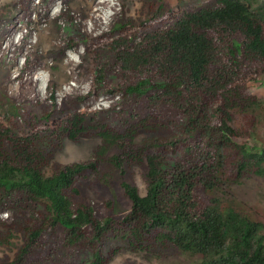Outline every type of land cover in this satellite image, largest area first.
<instances>
[{
	"label": "trees",
	"instance_id": "obj_1",
	"mask_svg": "<svg viewBox=\"0 0 264 264\" xmlns=\"http://www.w3.org/2000/svg\"><path fill=\"white\" fill-rule=\"evenodd\" d=\"M13 1L27 10L29 0ZM53 1L38 5L47 10ZM135 1L140 15L125 6L107 31L89 37L71 1L60 0L65 9L55 20L63 24V45L46 57L59 63L82 45L92 78L86 95L59 105L16 104L1 92L8 107L0 115V213L11 212V221L0 220V246L16 235L21 244L0 264H71L75 256L106 264L123 249L174 250L196 258L192 264H264L261 224L221 194L224 186L264 175V147H248L261 109L249 83L264 75V2L174 8L170 0ZM24 69L32 67L26 62ZM104 94L119 95L120 108H81L88 96ZM90 138L100 141L92 159L53 163L65 140ZM133 168L144 172L143 196L126 179ZM89 176L119 180L129 202L123 217L108 213L112 198L103 203V218L82 200ZM108 237L123 246L106 250Z\"/></svg>",
	"mask_w": 264,
	"mask_h": 264
},
{
	"label": "rangeland",
	"instance_id": "obj_2",
	"mask_svg": "<svg viewBox=\"0 0 264 264\" xmlns=\"http://www.w3.org/2000/svg\"><path fill=\"white\" fill-rule=\"evenodd\" d=\"M70 1L68 8L71 14L79 24L81 31L89 37L107 31L125 6L126 9L129 8L130 16L137 17L142 12L141 5L135 0H116L117 4L112 11L107 8L106 2L98 5L100 0ZM206 1L209 0H170V4L177 8L178 6L184 7L190 2ZM261 1L264 2V0ZM38 2L39 0H29L27 10L24 12L18 10V5L14 4L13 0H0V35L3 29H6L5 34L0 36V115H3L8 107V104L1 98L2 91L16 104L38 101L48 102V104L54 102L59 105L62 99L84 96L90 89L92 81L88 74L90 64L89 61L84 60L82 45H79L77 49L67 50L63 60L59 63L46 57V52L59 49L63 45L61 38V32L64 31L63 24L55 18L65 8L60 0L50 3L47 10L39 7ZM29 13H31V18L28 20ZM8 17L12 19V23L5 25ZM35 60L39 62L36 63ZM26 62L29 63V67H32L30 72L24 69ZM249 88L259 101L261 109L258 111L255 136L248 141V147L260 150L264 147V109L262 110L264 108V75L258 76L249 83ZM115 96L119 95L104 94L98 100H93V96H88L81 103V108L96 107L98 103H101L106 109L114 107L117 110L120 104ZM101 104H99L100 107H102ZM99 143L97 138L84 139L79 144L65 140L63 149L55 154L53 163L64 165L86 162L93 158ZM51 169L52 167L47 168L45 174L49 175ZM126 179L137 188L141 196L144 195L145 181L142 169H131ZM227 187L224 186L221 193L224 202L250 220L260 223L261 234L264 236V175L260 177L250 175L237 184ZM80 189L82 200L91 204L100 218L106 214L107 210L103 203L109 198L114 199V202L112 210H108V213L121 218L129 210V202L122 195L117 178L110 180L104 177L89 176L87 181L81 184ZM78 201L79 199H75L73 203L76 204ZM0 220L10 222L11 212L0 213ZM20 244L21 240L16 235L9 245L0 246V257L8 256L11 259ZM105 245L108 250L118 246L122 247L123 243L108 237ZM112 256L106 264H192L196 260V258L174 250L160 255H146L123 249ZM72 258L71 264H83L81 256Z\"/></svg>",
	"mask_w": 264,
	"mask_h": 264
},
{
	"label": "bare ground",
	"instance_id": "obj_3",
	"mask_svg": "<svg viewBox=\"0 0 264 264\" xmlns=\"http://www.w3.org/2000/svg\"><path fill=\"white\" fill-rule=\"evenodd\" d=\"M107 3V8L108 9H110V11H112V9H115V6H116V0L115 1H113V0H100L99 2H98V5L100 4V5H103L104 3ZM95 11H97V10H95ZM36 80H40V79H38V78H36ZM104 102H106V101H104ZM103 102V103H104ZM99 104H101V103H98V106H96V107H90L91 109H101V108H105L104 107V105L103 104H101V106L102 107H100V105Z\"/></svg>",
	"mask_w": 264,
	"mask_h": 264
},
{
	"label": "built area",
	"instance_id": "obj_4",
	"mask_svg": "<svg viewBox=\"0 0 264 264\" xmlns=\"http://www.w3.org/2000/svg\"><path fill=\"white\" fill-rule=\"evenodd\" d=\"M115 99L118 100L119 99V96H115Z\"/></svg>",
	"mask_w": 264,
	"mask_h": 264
}]
</instances>
